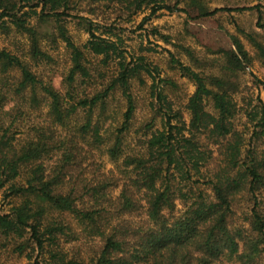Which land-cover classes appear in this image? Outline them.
I'll return each mask as SVG.
<instances>
[{"label":"trees","instance_id":"1","mask_svg":"<svg viewBox=\"0 0 264 264\" xmlns=\"http://www.w3.org/2000/svg\"><path fill=\"white\" fill-rule=\"evenodd\" d=\"M90 2L129 14L151 2L156 3L151 15L162 9L183 11L187 31L204 46H212V35H222L218 53L224 63L218 73L209 72L200 68L203 64L189 47L183 49L197 68L169 51L170 66L196 87L182 109L166 93L175 82L145 56L128 61L118 41L98 35L93 21L71 13L75 0H0V28L15 26L28 33L33 61L50 58L31 23L37 17L54 20L72 55L63 91L46 83L20 55L0 48V115L9 117L0 124V190L12 203L10 209H0V237L25 254L29 264H230L233 259L257 264L264 253V99L247 111L253 126L246 138L236 125L244 109L235 98V78L250 62L249 52L238 37L209 29L208 23L223 13L254 10L264 27L262 5L210 9L205 0ZM69 17L86 26L89 39L83 45L69 35L64 24ZM251 39L264 58V43ZM89 54L102 56L104 68L117 61V71L104 89L82 94L75 85L78 78L97 80L110 73L92 69ZM144 73L153 78V117L141 129L142 153L125 155L123 138L136 111L132 80H143ZM259 83L264 90V81ZM117 88L127 108L107 154L120 167L106 170L97 151L107 137L93 113ZM39 89L46 95L40 98ZM28 92L33 103L49 100L50 119L23 131L17 123L27 114ZM80 109L86 119L74 124ZM22 132L25 138L20 139ZM84 243L90 245L88 255Z\"/></svg>","mask_w":264,"mask_h":264},{"label":"rangeland","instance_id":"2","mask_svg":"<svg viewBox=\"0 0 264 264\" xmlns=\"http://www.w3.org/2000/svg\"><path fill=\"white\" fill-rule=\"evenodd\" d=\"M157 1H166L169 4L175 3V0ZM205 2L210 9L218 7H248L260 4L264 10V0H205ZM155 4L154 2L148 3L140 12L129 14L121 13L114 8L106 9L103 6H98V4H92L90 0H75L74 10L71 13L87 17L93 21L95 26H98L96 32L98 35L118 41L128 61L133 57L145 56L152 64L157 65L162 76L170 78L176 84L166 86V93H168L170 100L176 107L184 109L196 87L190 79L181 76L178 70L170 66L169 51L174 52L186 64L197 68L194 59L183 49V47H189L194 51L195 57L200 61L199 63L203 64L200 68L218 73L224 63V60L220 57L222 55L218 53L219 48L222 46V35H212L210 37L212 46H204L194 34L187 31L188 16L185 12H170L162 9L151 15L152 7ZM215 19L216 23H208L209 29L215 28L219 32L235 35L242 41L249 52L248 61L250 62L245 63V68L235 78L238 87L235 98L244 109L236 118V125L238 129L245 132L246 138H248L253 123L250 121L247 111H253L260 104V97L262 100L264 99V90L259 83V81H264V58L259 55L258 48L251 39V35L264 43V27L259 26V16L257 11L254 10L223 13L216 16ZM81 21L77 17H69L64 23L69 35L79 45H83L89 39L86 26ZM31 23L39 31L42 50L47 55H50L49 59L42 58L39 62L33 61L29 34L20 32L15 26H11L9 30L0 28V48H6L20 55L33 65L34 71L46 83H53L56 88L67 91V84L63 83V80L72 65L70 48L67 47L63 38L59 36L56 29L57 24L54 20L42 22L37 17L33 18ZM208 26L206 25L205 28ZM160 33L168 35L170 40L166 41ZM88 58V64L92 69L93 67H100L110 73L97 80L78 78L75 85L82 94L83 91L93 94L94 91L104 89V84L108 83V77L111 73L115 74L117 71V61L111 62L109 67L104 68L103 63H100L103 59L102 56L96 57L89 54ZM92 72L95 73L94 70ZM12 74L13 76H18V71H12ZM142 77L143 80L139 77L132 80L136 111L131 128L123 138L125 155L142 153L138 148V140L144 134L141 129L153 117L151 89L153 78L146 73L142 74ZM38 95L41 98L46 95V92L39 89ZM30 96L31 92H28L24 101V108L27 114L17 123L19 129L23 131L28 130L34 123H41L50 119L48 115L49 100L44 99L39 101V103H33ZM126 108L127 100L123 96L122 90L117 88L106 99L105 106L96 107L93 113L94 119L100 120L104 124L102 133L107 137L102 149L97 151V159L102 162L103 169L119 170L120 162L117 165L110 159L107 154V148L112 147L116 142L117 129L121 126ZM208 108L213 110L210 103ZM185 115L187 119L190 118L189 113L186 112ZM5 118L0 115V124L2 122L8 123L9 117H7L8 120H5ZM85 119L86 111L80 109L73 116L72 123H81ZM160 125L161 122L158 120L156 127ZM24 135L25 132H22L18 134V138L23 139L25 138ZM120 159H122V156ZM20 181L24 182L25 177L22 176ZM18 201L13 200V203ZM11 206L10 200L5 199L4 189L0 190V209L8 210ZM180 209H182V205L178 203V210ZM241 219L243 221V218ZM244 223L246 224V222ZM12 244L0 237V264H29L30 261L26 255H20L15 252ZM84 244L83 254L88 255L91 253L90 245ZM69 247H71V244ZM229 263L239 264L235 259L229 261ZM257 264H264V253Z\"/></svg>","mask_w":264,"mask_h":264}]
</instances>
